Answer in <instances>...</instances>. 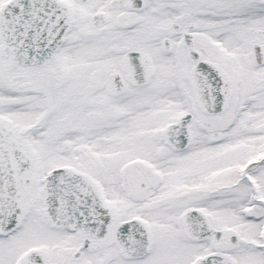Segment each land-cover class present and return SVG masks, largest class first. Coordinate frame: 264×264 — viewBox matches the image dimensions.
<instances>
[{
	"label": "snow or ice",
	"instance_id": "snow-or-ice-1",
	"mask_svg": "<svg viewBox=\"0 0 264 264\" xmlns=\"http://www.w3.org/2000/svg\"><path fill=\"white\" fill-rule=\"evenodd\" d=\"M0 264H264V0H0Z\"/></svg>",
	"mask_w": 264,
	"mask_h": 264
}]
</instances>
